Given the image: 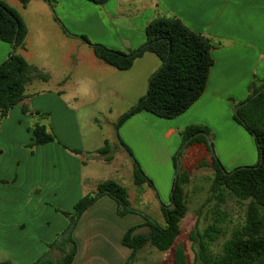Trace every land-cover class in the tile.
<instances>
[{
  "label": "crops",
  "instance_id": "0c3cea01",
  "mask_svg": "<svg viewBox=\"0 0 264 264\" xmlns=\"http://www.w3.org/2000/svg\"><path fill=\"white\" fill-rule=\"evenodd\" d=\"M5 1L18 4V0ZM22 8L36 21L20 15L27 28L21 54L46 72L49 79H34L27 85L23 103L28 112L17 104L0 119V181H6L0 182V262L32 264L45 254L60 257L55 247L49 248L68 226L57 209L71 211L75 202L94 191L101 181L119 182L114 156L105 161L91 154L105 141L110 144L108 126H102L97 115L110 114L111 103L135 105L161 64L155 54L144 52L127 70L102 62L114 71L103 65L101 76L86 71L87 99H92L91 85H100L104 106L90 109L86 97L79 98L81 87H76L82 85L81 80L67 74L70 61L67 68L52 71L29 60V41L40 56L42 46L51 37L47 29L57 32L59 45L85 35L91 42L128 53L144 43V27L150 20L172 15L210 40L213 64L205 90L187 110L171 118L142 110L118 129L120 139L153 186L157 191L159 186L165 188L168 201L175 175L174 155L172 149L159 144L160 133L163 138L178 140L180 145L179 130L189 125L209 127L217 139L216 157L226 170L257 161L254 138L233 119L232 106L247 97L253 78L256 84L258 79L264 80V0H107L102 5L87 0H53V6L44 0H30ZM10 51V44L0 40V63L7 60ZM77 65L73 62L74 69ZM87 65L96 66L92 61ZM48 82L53 86H46ZM121 111L117 110L109 122L113 123ZM35 112L48 117L40 118ZM35 122L45 125L57 140L35 145L30 151L27 145ZM114 142L119 144L117 134ZM201 161L211 167V153L204 144L195 143L183 149L178 168L189 172L202 167ZM143 223L139 212L120 216L111 197H99L73 226L77 252L71 264H124L130 249L122 244V236L130 226Z\"/></svg>",
  "mask_w": 264,
  "mask_h": 264
},
{
  "label": "trees",
  "instance_id": "16d2710c",
  "mask_svg": "<svg viewBox=\"0 0 264 264\" xmlns=\"http://www.w3.org/2000/svg\"><path fill=\"white\" fill-rule=\"evenodd\" d=\"M18 1L25 7L30 0ZM44 1L53 6V0ZM87 1L102 5L107 0ZM26 35L27 28L20 15L0 0V40L11 46L7 60L0 63V119L17 104H21V110L24 113L28 112L27 106L23 103L27 85L34 79L43 81L49 79L46 72L28 63L19 53L25 48ZM144 35V43L128 53L109 48L101 43L91 42L85 35L77 36L92 48L98 60L118 70L129 69L133 61L144 52L155 54L161 62L160 67L149 79L146 93L135 105L117 118L115 129H119L125 120L142 110L163 118L177 116L187 110L205 90L209 69L213 64L211 43L207 37L194 32L179 18L172 15H161L150 20L144 27ZM258 82L256 84V79L253 78L248 87L249 94L243 100L248 102L240 106L236 113L233 112V119L254 138L257 161L253 165L226 170L219 159L211 154L212 177L207 201L216 200L214 210L218 217L208 223L203 230L195 227L190 231L194 264H264V88L252 98V95L264 86V80L258 79ZM243 101L234 104L233 110ZM35 113L40 118L47 116L39 112ZM30 131L31 143L27 145L29 148L57 140L45 125L38 122L32 125ZM200 132L210 135L208 128L202 125H189L179 130L180 146L192 137L185 147L202 143L209 150L206 137ZM117 138L118 146L132 158L134 184L146 183L153 187L152 180L133 158L130 149L119 136ZM183 149L173 156L175 168ZM69 150L74 153L81 152L78 149ZM91 154L93 157H102L105 161H110L112 159L111 145L105 141L102 147ZM199 165L204 166V161H201ZM222 167L227 173L222 171ZM189 181V173L179 167L175 187L171 189L172 196L168 203L170 205L173 202L174 207L169 209L165 204L160 206L165 220L163 225L140 213L144 223L127 228L121 242L130 249V255L124 264L134 261L136 253L147 244L159 251H166L172 246L179 233V222L188 209L183 186ZM103 195L115 201L118 215L135 212L130 206L128 192L124 185L113 179L99 182L94 191L84 194L75 202L71 211L57 209L68 221V226L60 233L58 239L49 245V248L55 247L61 253L60 257L53 258L51 254H45L32 264H71L77 252V244L72 238L73 226L80 215ZM228 198H235L239 204H245L242 220L233 226L229 233L226 229L227 222L223 221L218 209ZM140 227H146L147 230L141 232L138 230ZM219 237L224 238L221 250L212 255L210 245ZM0 264L12 263L2 261ZM173 264H187L184 251L180 246L175 247L173 251Z\"/></svg>",
  "mask_w": 264,
  "mask_h": 264
},
{
  "label": "rangeland",
  "instance_id": "374dc122",
  "mask_svg": "<svg viewBox=\"0 0 264 264\" xmlns=\"http://www.w3.org/2000/svg\"><path fill=\"white\" fill-rule=\"evenodd\" d=\"M2 1L9 7L16 10L19 15L24 16V18H26L28 21H36L33 14L28 12H25L27 14H24V8H22L23 6H20V3L17 0V5H12L5 0ZM47 31L51 37L49 38V41L42 46L40 56L37 55L39 50L32 45L31 41H29L27 55L29 60L37 64H43V66L49 67L52 71H55L59 68H67V65L69 66L70 61L71 69H69V73L67 74L71 75L72 78H78V80H81L82 85L76 87H81V90H78L79 98L86 97L87 99L89 96L85 94V91L87 92L89 90H87L84 86L86 71H88L89 75L92 73L95 77L101 76L102 70L100 69V66H104L105 64L98 60L94 55L92 48L84 44V42H81L79 38H70L68 44L59 45L57 41V32L54 29H47ZM75 44L79 46L78 49H76ZM19 53L21 54V51H19ZM91 61L96 66H88L87 64H89ZM73 62L78 64L75 69L73 67ZM104 67H108L111 69V71H114V69L110 68L109 66ZM43 85L45 86V84ZM47 85L53 86L51 82H48L46 86ZM91 90L93 94L92 99H85V101L88 103L87 106L90 109L103 108L104 106L102 104L101 96L102 90L100 89V85H91ZM110 96H113L112 93H110ZM129 108H131L129 105L122 106L120 103H118V105L111 103L112 112L110 114L105 113V117L102 114L97 115V118L102 126H108L107 130L108 134L110 135L109 142L111 145L112 158L114 156L113 165L118 171L119 183H123L127 189L131 208L163 225L165 220L160 206L161 204L168 205V203H170V200L168 201V195L164 193L165 188L163 186H159L157 191V187H150L146 183L142 185H135L132 179V158L128 153L124 152L122 148L116 144V142H114L115 134H117V137L119 136L118 129H115V123L117 122V119H115L113 123H110L109 120L112 119L113 114H115L117 110H122L121 112L124 113ZM234 110L232 106V113ZM207 128L209 130V138L213 144V149L216 156L215 146L217 144V139L214 138L213 131L209 127ZM158 141L161 146H167L170 150L172 149L173 155H175L181 147L178 143V140L163 138L161 133L158 137ZM217 148L219 149L220 146ZM29 150L32 151V148H29ZM133 158L135 157L133 156ZM188 173L190 181L183 186L184 199L188 209L184 217L179 222V233L176 236L172 246L166 251H159L155 247L147 244L136 253L133 259L134 261H131L130 264H173V251L177 246L182 247L187 264H194V255L191 250L192 242L189 238V233L195 227L203 230L208 223H211L215 218L218 217V214L214 210L216 209V200L211 199L207 201L212 177L211 167L197 166L190 169ZM111 175L117 178L116 174L113 175L111 173ZM218 209L220 210L223 221L227 222L226 229L227 233H229L232 227L237 225L242 220L245 204H239L235 198H228L227 201ZM138 230L143 232L146 231L147 228H139ZM223 240V237H219V239L211 243L210 252L212 255L220 252L221 243Z\"/></svg>",
  "mask_w": 264,
  "mask_h": 264
},
{
  "label": "water",
  "instance_id": "95a60500",
  "mask_svg": "<svg viewBox=\"0 0 264 264\" xmlns=\"http://www.w3.org/2000/svg\"><path fill=\"white\" fill-rule=\"evenodd\" d=\"M264 86L261 87L260 89H258L253 95H252V98H254L255 96H257L262 90H263ZM248 102V100H245L243 101L242 103L238 104L237 107L235 108L234 112L236 113L237 112V109L242 106L243 104H246ZM201 134H203L205 137H206V140H207V145H208V149L210 151V153L212 154V156L215 155L214 153V149H213V144L211 142V139L209 138V136L205 133V132H200ZM192 138V137H190ZM190 138H188L186 141H184V143L181 145L180 149L179 150H182L188 143V141L190 140ZM178 159H177V162H176V168H175V175H174V178H173V185H172V189H174L175 187V183H176V179H177V173H178ZM222 171L224 173H227V171L222 167L221 168ZM172 196V192L170 194ZM167 207L169 209L173 208L174 207V203L172 202L170 205H167Z\"/></svg>",
  "mask_w": 264,
  "mask_h": 264
}]
</instances>
